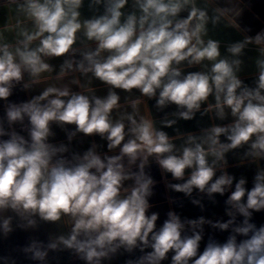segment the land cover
<instances>
[{"label":"clouds","instance_id":"clouds-1","mask_svg":"<svg viewBox=\"0 0 264 264\" xmlns=\"http://www.w3.org/2000/svg\"><path fill=\"white\" fill-rule=\"evenodd\" d=\"M248 6L0 0V238L31 233L2 264H264V28L240 23ZM18 87L30 98L10 101ZM153 164L201 212L226 197L227 219L170 209L158 225ZM232 167L252 171L250 188ZM205 226L226 238L205 242Z\"/></svg>","mask_w":264,"mask_h":264},{"label":"crops","instance_id":"crops-1","mask_svg":"<svg viewBox=\"0 0 264 264\" xmlns=\"http://www.w3.org/2000/svg\"><path fill=\"white\" fill-rule=\"evenodd\" d=\"M245 4L249 5L245 8V11L243 13V16L240 18V23L244 26H249L253 29L252 34H255L256 31L260 30L261 28H264V0H244ZM85 15H88L87 11H85ZM6 19V13L4 10L0 9V25H2L5 22ZM218 38L222 40L227 39H238L239 36L231 31H225L218 33ZM60 61L55 60L53 63L58 64ZM47 75V74H46ZM56 83L54 80H47L43 84H41L38 88L42 89L43 87L48 86V84ZM62 83H67V79L63 81ZM94 87L97 88L98 94H104L105 89L102 85H99V82H94ZM123 97V93L121 94ZM30 98V94L25 93L20 90L18 87L14 90V94L12 97H10V101L12 102H21L23 100H26ZM4 101H0V117L4 115ZM154 104V101H148L149 108L152 110L154 116L159 118L162 113H157L156 110L152 107ZM140 110L142 114H146L147 107L145 104H141ZM173 109H168L167 111H170ZM199 119V117H198ZM202 124H207L208 120L205 118L203 121H201ZM180 126L184 130H195L196 123L195 121H189V122H180ZM17 130H19V126H17ZM54 130L57 132V139L63 140L64 139V133L58 129L54 128ZM169 131V133H172L171 129H166ZM95 139L98 143H104L103 141H100L98 137L96 138H83L82 144H77L76 147L80 150L86 149L89 144L91 143V140ZM106 150V145L105 149ZM230 163H235V160L230 157ZM151 175L153 178L157 181V185L154 189V195L150 198V203L153 204L152 209H150V212H158L160 215V219L157 221V224L160 225L163 223L164 219H166V213L171 209L175 210L178 214L182 216V218H197L200 215H204L207 218L211 219H219L224 218L227 219L223 215L224 212V204L223 201L226 199V197H220L217 195L216 199L218 203L216 205H212L205 200L206 210L201 212V210L197 207L191 204L190 200L184 196L182 193H175L168 190L165 186V178L162 177L158 167L153 164L152 167L149 169ZM231 173H234L237 177H239L241 174L246 175L248 177L249 183L248 187H251V180H252V171L250 169L245 168H236L232 167L229 169ZM167 180H171L170 175L167 177ZM175 182V181H173ZM195 195V193H194ZM174 198L175 203H169V198ZM257 222H264V216L257 214L256 216ZM54 228H51L49 226H45L41 229L39 235L41 239H45V233L48 231H54ZM205 242L208 239V235L214 234L217 239L223 241L227 233H213V230L208 228V226H205ZM31 233H26L20 230H17L15 233H13L10 238L7 240H4L0 238V256L8 255L10 253H14V249H16L18 246H21L27 242V237ZM204 242L201 244V251L203 250ZM126 256H121L117 260L113 262V264H124V260L126 259ZM2 264V262H0ZM18 264H28L27 261L23 259L22 256L18 259ZM53 264H57L56 261H53ZM59 264H74V262L71 260L69 255L67 253L61 254ZM164 264H170L169 261H165Z\"/></svg>","mask_w":264,"mask_h":264}]
</instances>
